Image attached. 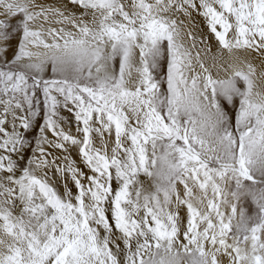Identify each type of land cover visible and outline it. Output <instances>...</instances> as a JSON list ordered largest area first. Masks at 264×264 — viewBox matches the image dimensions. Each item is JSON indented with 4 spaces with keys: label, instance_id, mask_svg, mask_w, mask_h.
Returning <instances> with one entry per match:
<instances>
[{
    "label": "snow or ice",
    "instance_id": "snow-or-ice-1",
    "mask_svg": "<svg viewBox=\"0 0 264 264\" xmlns=\"http://www.w3.org/2000/svg\"><path fill=\"white\" fill-rule=\"evenodd\" d=\"M0 264H264V0H0Z\"/></svg>",
    "mask_w": 264,
    "mask_h": 264
}]
</instances>
